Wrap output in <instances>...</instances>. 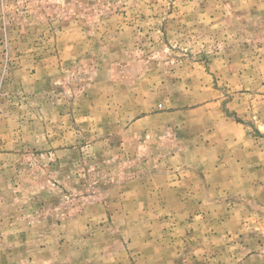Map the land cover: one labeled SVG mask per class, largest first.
<instances>
[{
  "label": "rangeland",
  "instance_id": "rangeland-1",
  "mask_svg": "<svg viewBox=\"0 0 264 264\" xmlns=\"http://www.w3.org/2000/svg\"><path fill=\"white\" fill-rule=\"evenodd\" d=\"M263 165L264 0H0V264H264Z\"/></svg>",
  "mask_w": 264,
  "mask_h": 264
},
{
  "label": "crops",
  "instance_id": "crops-1",
  "mask_svg": "<svg viewBox=\"0 0 264 264\" xmlns=\"http://www.w3.org/2000/svg\"><path fill=\"white\" fill-rule=\"evenodd\" d=\"M257 171H259L260 173L264 174V165L263 166H258L257 169H255Z\"/></svg>",
  "mask_w": 264,
  "mask_h": 264
},
{
  "label": "trees",
  "instance_id": "trees-1",
  "mask_svg": "<svg viewBox=\"0 0 264 264\" xmlns=\"http://www.w3.org/2000/svg\"><path fill=\"white\" fill-rule=\"evenodd\" d=\"M239 120V119H238Z\"/></svg>",
  "mask_w": 264,
  "mask_h": 264
}]
</instances>
